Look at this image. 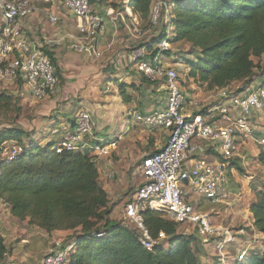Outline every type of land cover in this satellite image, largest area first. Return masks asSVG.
I'll return each instance as SVG.
<instances>
[{
  "label": "built area",
  "instance_id": "built-area-1",
  "mask_svg": "<svg viewBox=\"0 0 264 264\" xmlns=\"http://www.w3.org/2000/svg\"><path fill=\"white\" fill-rule=\"evenodd\" d=\"M40 1L0 0V82L14 83L22 77L36 100L55 94L59 83L52 60L43 50L59 39L48 38L44 43L33 39L23 27V20L40 11ZM100 1L103 0H61L64 9L76 19L78 43L73 48L97 58L103 55L100 40L107 30L103 14L94 7V3ZM123 3L126 11L117 13L115 27L118 18L124 21L129 18L127 23L133 26L134 33L141 35L140 15L134 11L130 0ZM164 8L168 13L169 7L164 1L153 4L150 26L158 25ZM46 12L51 23L59 22L57 14ZM166 23H170L169 17ZM172 32L170 25L166 30L168 36L156 44L154 54L146 46L129 54L137 72L161 84L167 92L163 107L146 113L134 111L132 118L148 129L166 131L168 139L156 152L144 156L139 165L143 181L126 202L124 217L148 250L157 245L171 246L166 233L160 232L158 238H154L147 229L142 212L151 209L181 226H192L205 244L219 252V264H227L225 250L236 236L231 229L216 226L211 214L200 211L195 197L213 204L231 197L229 185L236 172L233 162L249 163L244 152L249 140L264 149V87L260 85L240 93L230 88L221 89L218 103L202 104L195 97L189 99L178 71L167 65ZM61 131L63 136L52 147L58 153L88 149L95 156L108 157L118 146L117 138L97 139L96 146L91 148L86 138L93 131L92 115L86 109L77 112L74 127L73 124L63 125ZM57 132L59 130L54 129L53 133ZM23 151V145L12 141L4 148L0 162L16 160ZM248 179L254 180V176L249 175ZM53 246L41 264H67L74 244L63 247L62 240L57 239ZM249 252V246L241 249L237 260H244Z\"/></svg>",
  "mask_w": 264,
  "mask_h": 264
},
{
  "label": "trees",
  "instance_id": "trees-1",
  "mask_svg": "<svg viewBox=\"0 0 264 264\" xmlns=\"http://www.w3.org/2000/svg\"><path fill=\"white\" fill-rule=\"evenodd\" d=\"M47 1L41 0L39 5ZM163 1L170 10L167 13L164 8L162 15L169 17L170 23H166L161 35L143 47L154 54L156 44L168 36L166 30L172 25L171 44L186 42L193 48L182 59L188 70L186 77L192 78L197 86L221 90L242 82V87L232 89L237 93L259 86L255 81L258 75L264 74V66L260 69L254 59L264 57V0ZM153 4L154 0H130L134 11L149 24ZM43 50L61 79L55 52L48 46ZM19 78L25 84L23 78ZM143 78L149 82L147 84H153L144 75ZM128 86H119L125 102L132 96ZM11 103L12 95L0 93V112ZM75 123L76 116L73 127ZM59 134L51 135L56 139H44L45 144L34 137L21 144L25 135H31L30 131L15 124L0 127V159L8 142H18L24 149L18 159L0 162V199L13 216L29 218V224L48 234L73 231L70 242L63 245L74 244L67 264H203L199 239L193 234L180 233V224L151 209L142 212L147 229L154 238H158L160 232L166 233L171 246L146 249L133 226L126 220L112 218L108 193L99 181L98 156L88 149L56 152L52 147L60 140ZM257 159L264 163L261 147ZM256 196L250 212L255 229L264 235V187L257 190ZM8 254L0 236V264ZM234 260L233 264H264V250L257 248L244 260Z\"/></svg>",
  "mask_w": 264,
  "mask_h": 264
},
{
  "label": "rangeland",
  "instance_id": "rangeland-1",
  "mask_svg": "<svg viewBox=\"0 0 264 264\" xmlns=\"http://www.w3.org/2000/svg\"><path fill=\"white\" fill-rule=\"evenodd\" d=\"M160 1L163 0H156L154 3ZM99 4L105 7H113L115 9V12L117 11L125 14L124 12L126 11L123 0H103L100 1ZM168 10H170V7L168 8ZM126 17L128 16L126 15ZM165 18L166 17L163 14L160 22L158 23V25L155 26H150L148 20H142V23L139 26L142 30L141 35H136L134 33V28L130 24V22L126 24L129 18H127L126 22H123V20L119 18L117 26L112 27L111 38L109 40H112V38L118 35L123 36L121 38L124 40L129 39L143 41L142 45H138L137 47L124 50H127V53H131L132 51L142 48L143 44L150 42L155 37H158L162 34L164 26L166 25ZM128 37L133 39H130ZM192 50L193 48L189 43H172L171 49L168 51L170 55H166V59L169 60L167 65L178 71L181 82L183 83V87L185 91L189 93L193 92V89L190 88V80L186 77V73H188V70L186 68L185 61L182 59V56L188 55L189 52H192ZM102 51L103 55L99 59L93 56V58L89 57L88 54L79 52L77 53H79V55H81L82 57H86L85 55H87V58H89L90 62H93L94 64H97L102 60H106L105 64L108 63V65L111 64L110 62L112 60H116V58L121 54V51L115 54L113 53L114 55L110 54L112 53L109 52L110 48L102 49ZM254 60L258 64L260 69L264 66V57L260 59L255 58ZM177 62L180 63V65H175V63ZM72 68H74L73 70H79L78 66L76 65H74ZM259 68L258 72L260 71ZM139 74L141 80L146 83H149L147 80H144L143 75L141 73ZM258 76H256L258 78L255 82L257 85L260 86L264 83V74L261 73ZM183 80L185 82H183ZM242 86V82H236L232 85L233 88L231 89L235 90L237 87ZM198 87L199 89L201 87L199 93L202 96H200L202 98L204 97V99H201L202 104H207V102H210V91L213 90H209L206 86ZM62 89L63 77L59 79L57 91L55 94L51 95L49 98H46L44 100H36L30 93V95H22L24 89L22 80L20 78H18L14 83L0 82V93L7 92L12 95V103L8 105V108H3L0 112V127L3 128L5 126L15 124L21 126L27 131H30L31 135H25L22 141L20 142L21 144L28 143L31 137L38 138L39 143L45 144L46 141H44V139H50L51 135L54 134V127H60L63 122L62 120L56 121V119H53L55 114L62 115V112H59L60 105H62V108H65V106L70 107L69 103H71L72 106H75V108H77L78 102L76 99L82 97L81 93H69V97L67 98H65L64 94L59 97V91ZM52 105L54 106L52 107ZM73 111L74 110H72L71 112ZM100 115L101 112L98 113V116ZM106 117L103 119L104 133L102 135L110 136V138H114V135L116 134H118V136L122 133L124 134V132L127 130V126H129L130 124L135 125L134 127L130 125V136L127 137L126 135L123 136L122 139H118L117 148L111 153L110 156H108L111 164L105 167L110 171V175H103L104 170L102 166L97 163L100 173L99 181L108 193L109 206L112 208L113 211L112 218L117 221H124L125 204L131 198L134 191L142 184L143 181L142 174L139 170V165L142 163L144 156H146L152 151L154 152L152 148L155 145L156 140L159 139L160 134L157 129L152 130L148 129V127L144 125L136 124L133 118L129 123L127 117H116L115 119L113 117L112 122L107 123ZM47 121L49 122L47 123ZM53 122L56 123V126ZM72 123V120L69 121L70 126H72ZM92 123H95L93 122V118ZM114 125L118 128V132H115L114 130L111 131ZM123 125H125V129L121 131L119 127ZM9 143L10 142H8V144ZM89 143L91 148H93L96 146L97 141L91 139ZM8 144H6V146ZM259 147V145L252 143V140L248 141V144L244 148V152L248 155L247 159L249 160V163H239L238 165H236V172L234 173L233 179H240V183H235L234 188L236 190H232V197L224 198L226 200L225 203L219 202L213 204L209 200H206L204 198L195 197V203L200 211L211 214L212 221L216 226L227 227L231 229L234 234L237 233V230H242L243 228H246L244 226H247L246 224L249 223L247 221L249 218L247 210L248 208L250 210L251 204L253 203V201L256 200L257 190L264 187V163L260 162L257 159V156L259 154ZM91 154L95 155L93 153ZM249 175H253L254 180H249ZM241 179L244 181V183ZM236 195L237 197H235ZM235 198H237L238 201L234 203L233 201L235 200ZM179 231L182 234H193L199 239L198 242H200L202 246L201 260L203 264H208L210 260L212 261L214 260V258H217L219 252L215 250V247L205 244L203 238H201L196 233L192 226L180 225ZM73 235V231H55L52 234H48L45 231H41L40 229H38L37 226L29 224V218L18 219L17 217L13 216L10 213L8 205L0 199V236L3 238L4 243L8 248V251L11 250L9 261L15 264H41L43 258L54 247L53 245L55 240L61 239L62 244L65 245L70 242ZM260 237L264 238L262 235H260ZM252 243H257V247L254 246L253 248H250V251L260 248L263 244V239L254 237V234H252L250 239L246 241L237 239L232 242V244L228 245L227 249L225 250L226 257L230 256L232 258H236L241 249L246 248L248 244L250 245ZM197 248L198 246H196L195 249ZM260 249H263V247ZM231 262L233 263V261Z\"/></svg>",
  "mask_w": 264,
  "mask_h": 264
},
{
  "label": "crops",
  "instance_id": "crops-1",
  "mask_svg": "<svg viewBox=\"0 0 264 264\" xmlns=\"http://www.w3.org/2000/svg\"><path fill=\"white\" fill-rule=\"evenodd\" d=\"M94 7L103 14L107 24V31H106L107 33L100 40V48L101 49L110 48L109 52H112L110 53L112 55L121 51V54L116 58V60H112L110 62L111 63L110 65H108V63L105 64L106 60L105 61L102 60L101 62L94 64L93 62H90L89 58H87V55H85L86 57H82L81 55H79V53L75 51L73 45L78 43V39H77L78 35L75 27L76 19L64 9V7L61 4V0H48L47 2H42V4L40 5L39 12H36L31 18L23 20V27L29 32V35L33 39L35 38L41 39L40 41L44 43H47L49 41L47 40L48 38L59 39V40H53L52 44L49 43V45H47L55 52L56 54L55 56L59 64L58 66L61 70L60 76L61 78L63 77V89L59 91V97H61V95L64 94L65 98H67L69 97L68 95L69 93H73V94L81 93L82 97L76 99L78 102L77 108H75V106H72L71 103H69L70 107L65 106V108H62V105H60L59 112H62V115L55 114L53 119H56V121L62 120L63 122L61 126L69 125V121L74 120L76 116V112H78L80 109H86L90 111L92 114L93 122H95L94 123L95 125L93 124V131L91 134L92 137L88 136V142H90L91 139L92 140L103 139V138L113 139L110 138V136L102 135L104 133L103 119L106 116H107L106 117L107 123L112 122L113 117L114 119L116 117L118 118L127 117L128 122L130 123L134 111L146 113L151 110L157 109L159 107H163L167 94L165 87L162 86L161 84L143 83L140 78L139 72H137V70L135 69L134 64L130 62V56H129L130 53H127L128 52L127 50L124 51L125 49L134 48L137 47L138 45H142L143 41L129 40V39L124 40L121 38L123 36H118V35L115 36V34H114L115 37L112 38V40H109L111 38L112 27L113 26L115 27L113 22L118 12L117 11L115 12V9L113 7H105L97 3H94ZM46 10H49L59 16V22L57 24H53L49 21V18L46 14L47 13ZM118 21L119 18L117 20V23ZM88 56L92 57L90 55ZM74 65L78 66L79 70H73L74 68L72 67ZM175 65H180V64L177 62L175 63ZM189 80H190L189 82L190 88L193 89V92L191 93L187 92L189 99L191 98L193 99L195 97L199 101H202L201 99H204V97L202 98L201 97L202 95L199 93L201 87L199 89L196 83L193 82L192 78H189ZM120 84H128L129 86L131 85L130 87L128 86V92L132 95L131 98L129 99V102L124 101L123 96L120 92V87H119ZM230 88L233 87L231 86ZM23 89L24 91L22 95L30 93L25 84H23ZM221 91L222 90L210 91L211 96H209L210 98L209 101L218 103L221 99ZM53 106L54 105H52V107ZM72 110L74 111L71 112ZM99 112H101L100 116H98ZM49 121H47V123ZM130 125L127 126V130L124 132V134L122 133L119 136L118 134H116L114 135V138L122 139L123 136L126 135L127 137L130 136L131 133ZM61 126L54 127V129L57 128L61 133L59 134V137L63 136V132L61 131ZM131 126L134 127L135 125H131ZM119 128L121 129V131H123V129H125V125ZM113 130L115 132H118V128L115 127V125L111 131ZM157 130L160 134V137L158 140H156V143L152 148L154 152L160 149L168 139V134L166 131L161 129H157ZM51 138L53 139L54 136H52ZM154 152L152 151L150 153H154ZM209 154L211 157H214L213 153H209ZM97 163L100 164V166H102L104 170L103 175L106 174L110 175V171L105 167L111 164L109 157L98 156ZM236 182L240 183V179H235V180L233 179V181L229 185V191L231 197L233 196L232 190H236L234 188ZM235 197H237V195ZM237 201H238L237 198H235L233 202L235 203ZM219 202L225 203L226 200L221 199ZM247 212L249 217L247 221L249 223L246 224L247 226L244 227L248 229L243 228L242 229L243 232H241V229L237 230V233H235L236 236L235 240L241 239L242 241H246L250 239L252 234H254V237H258L264 240V238L260 237V235H262L263 237L264 235L260 234L253 225L254 219L249 208ZM247 246H249L250 248H253L254 246L257 247V243L255 244L252 243L250 245L248 244ZM262 247L264 250L263 245L260 248ZM10 254H11V250L9 251V255L7 256V258L1 264H9L11 262L9 261ZM226 258L228 262L227 264H233L235 261L234 260L235 258H232L230 256H227ZM231 261H233V263ZM208 264H219V259L215 258L212 261L210 260Z\"/></svg>",
  "mask_w": 264,
  "mask_h": 264
}]
</instances>
